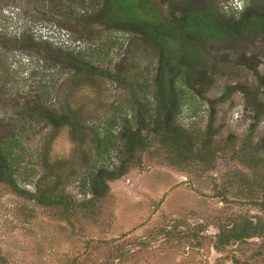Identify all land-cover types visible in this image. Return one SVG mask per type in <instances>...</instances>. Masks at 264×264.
Wrapping results in <instances>:
<instances>
[{"label":"rangeland","instance_id":"rangeland-1","mask_svg":"<svg viewBox=\"0 0 264 264\" xmlns=\"http://www.w3.org/2000/svg\"><path fill=\"white\" fill-rule=\"evenodd\" d=\"M215 1L226 16L244 7L243 0ZM95 11L90 1L0 0V57L8 68L0 70V84L8 74L11 95L44 92L52 108L65 102L82 108L102 138L109 130L119 134L121 120L133 116L136 97L151 102L157 58L139 50L133 57L132 35L91 23ZM28 38L74 51L100 70L120 71L124 82L92 78L72 85L70 72L44 61L42 46L21 49L20 42ZM205 51L213 63V83L202 96L184 91L175 122L205 132L214 113L211 143L221 158L215 171L198 160H176L156 136L140 154L139 167L109 181L102 198L89 200L88 179L98 168L117 166V150H94L89 140L74 143L65 128L55 132L45 150L51 128L40 123L20 134L17 184L34 193L36 187L46 190L52 185L50 178L38 180L42 174L60 176L71 207H40L0 184V264H264V238L227 245L217 239L220 228L264 216L255 204L264 191V150L259 162L248 155L249 144L264 149V114L254 125L255 113L237 91L243 86L262 87L264 92V35L231 45L208 42ZM241 51L260 61L257 75L233 63ZM228 94L212 108L210 102ZM6 108L0 109L1 117L13 113L9 105ZM112 121L116 127H111Z\"/></svg>","mask_w":264,"mask_h":264},{"label":"trees","instance_id":"trees-1","mask_svg":"<svg viewBox=\"0 0 264 264\" xmlns=\"http://www.w3.org/2000/svg\"><path fill=\"white\" fill-rule=\"evenodd\" d=\"M80 1H90L95 6L96 11L90 18L91 23L132 35L129 42V52L132 56H135L136 50L155 55L157 66L153 77L152 100L149 102L142 96L136 97L133 116L121 120L119 134L114 136L109 130L101 138L99 132L89 125L82 108L74 109L68 102L63 103L60 108H52L47 102L48 94L44 92L23 97L9 94L6 82L10 76L7 74L0 84V109L8 111L6 107L9 105L13 113L7 116L8 118L0 115V184L40 207H71V197L65 191L66 181L60 176L42 174L38 180L50 178L53 180L52 185L46 190L36 187L34 193L20 188L17 184L15 152L21 147L20 134L40 123L51 128V136L44 142L45 150L50 149L55 132L64 128L74 143L83 144L89 140L94 150H117V166L110 170L98 168L88 179L91 195L89 200L102 198L108 192L109 181L119 180L131 168L139 167L140 154L151 145L153 137L156 136L161 144L167 146L175 155L176 160L183 163L198 160L204 163L207 170L214 172L218 160L221 159L216 156V149L211 143L214 113L212 112L205 132L197 128H182L175 122L182 94L185 90H190L202 96L210 89L213 83V63L205 51L208 42L231 45L247 37L264 35V0H243V9L229 16L222 12L215 0ZM20 43L23 50L42 46L45 51L44 61L52 62L55 68L58 65L63 66V70L72 74L69 79L72 85L84 84L92 78L124 82L125 76H121L120 71L100 70L74 51L53 49L47 42L37 44L31 38ZM3 48L7 49L6 44ZM259 62L255 55H246L242 51L236 54L233 61L235 65L243 66L254 75H257ZM0 70L8 71L1 57ZM237 88V91L246 97L247 108H251L255 113L254 125L258 124L264 114L262 87L256 90L243 86ZM234 89L236 90V86ZM227 96L229 94L210 102L212 108ZM113 126L116 127V121H112L111 127ZM4 130H9L10 133H1ZM261 150L264 149L259 144H249V158L257 156V162L261 161ZM47 158L48 151L43 154L44 162ZM255 204L264 212V191L262 201ZM226 228H220L218 231L217 239L220 245H227L231 241L244 242L251 238H264V216L241 218Z\"/></svg>","mask_w":264,"mask_h":264}]
</instances>
